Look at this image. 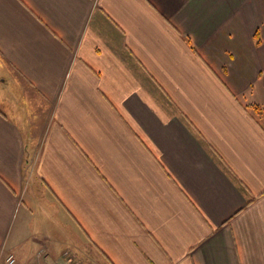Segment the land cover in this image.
<instances>
[{"label":"crops","instance_id":"obj_1","mask_svg":"<svg viewBox=\"0 0 264 264\" xmlns=\"http://www.w3.org/2000/svg\"><path fill=\"white\" fill-rule=\"evenodd\" d=\"M8 255L264 264V0H0Z\"/></svg>","mask_w":264,"mask_h":264},{"label":"built area","instance_id":"obj_2","mask_svg":"<svg viewBox=\"0 0 264 264\" xmlns=\"http://www.w3.org/2000/svg\"><path fill=\"white\" fill-rule=\"evenodd\" d=\"M6 261H7L9 264L14 263V256H13V255H8L7 258H6Z\"/></svg>","mask_w":264,"mask_h":264},{"label":"rangeland","instance_id":"obj_3","mask_svg":"<svg viewBox=\"0 0 264 264\" xmlns=\"http://www.w3.org/2000/svg\"><path fill=\"white\" fill-rule=\"evenodd\" d=\"M16 259V258H15ZM13 264H16V262L15 263H13Z\"/></svg>","mask_w":264,"mask_h":264}]
</instances>
